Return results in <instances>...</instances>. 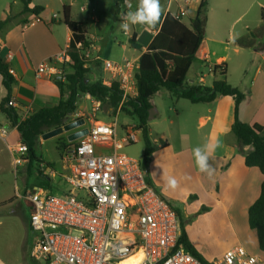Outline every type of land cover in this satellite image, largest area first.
I'll use <instances>...</instances> for the list:
<instances>
[{
    "label": "built area",
    "instance_id": "built-area-1",
    "mask_svg": "<svg viewBox=\"0 0 264 264\" xmlns=\"http://www.w3.org/2000/svg\"><path fill=\"white\" fill-rule=\"evenodd\" d=\"M177 1L178 12L173 16L178 20L187 16L192 4L202 2ZM125 35L133 37L131 32ZM76 48L81 50L82 43H77ZM83 55L91 59L89 49ZM12 57L11 51L0 49L4 62L8 63ZM69 61L67 45L37 66L36 77L65 83L64 66ZM102 64L107 74L102 79L104 85L117 83L122 91L120 107L137 97L135 73L140 69L139 61L106 59ZM215 70L211 68L210 72ZM9 73L13 75L14 70L9 68ZM86 96L94 105L93 110L98 111L102 103ZM8 106L20 109L12 98ZM32 113L28 106L17 114L18 123L0 119V139L7 144L15 166L29 163V149L21 140L10 144L7 139L14 132L20 135V124ZM86 128L88 134L67 140L60 154L62 169L67 172L64 176L67 191L57 195L36 186L24 195L32 206L29 227L35 236L31 258L38 264H123L133 257L135 264H203L180 243L182 227L178 211L149 182L141 162L122 152L125 145L144 138L143 129L128 124L125 137L117 140L116 123L93 119ZM38 165L40 172L51 174L44 163ZM210 264H264V258L237 246Z\"/></svg>",
    "mask_w": 264,
    "mask_h": 264
},
{
    "label": "crops",
    "instance_id": "crops-1",
    "mask_svg": "<svg viewBox=\"0 0 264 264\" xmlns=\"http://www.w3.org/2000/svg\"><path fill=\"white\" fill-rule=\"evenodd\" d=\"M100 1H106V4L100 6ZM206 1L208 8L210 0ZM77 2V0H29L30 8L43 7L38 16L33 13H24L21 0H8L6 6L0 10V21L9 16L11 18L6 29L0 35V49L11 51L13 54L8 66L14 70L12 76L16 80L11 90V98L15 99L20 107L17 114L23 112L24 107L30 106L35 112L39 109L52 107L59 101V88L56 83L48 77L37 78L36 68L43 61L57 55L71 42L72 32L63 20L64 7L68 8L69 20L87 23L88 39L91 44L89 51L97 40L104 41L107 46L113 43V47L122 52L130 49L132 51L130 56L122 54L120 56L96 55L91 57L92 59L87 65L91 82L107 77V74L102 71L103 60L139 61L141 55L147 51L148 46L160 31L166 15L168 13L174 15L178 12V1L166 0L161 19L154 28L144 25L131 27L130 32L136 36L137 41L135 45H132L129 36L124 32L122 34L120 27L116 30L112 28V31L106 33L103 28L107 25L109 18L107 16L101 18L96 14L99 11L110 13L115 24L119 26L121 14L127 11L123 6L124 0H83V3L79 5L80 12H88L89 17L82 20H79V15L75 12V8L78 6ZM132 4L135 8L137 0H132ZM12 5L18 7V10L14 11ZM174 5H177L175 10L172 9ZM198 7L199 3H194L189 7L186 17H190V22L187 23L184 18L182 19L187 27H190L191 21L196 17ZM60 10L63 11V14L59 12ZM234 10H238L237 5ZM262 10L259 19L237 32L234 29V24L242 19L246 12L238 16L234 24L231 25H226L229 18L235 15V11L233 12L231 8L226 7L224 11L219 12L218 20L213 24H209L207 16L204 24V40L196 53L195 60L209 68V75L200 76L201 72H195L194 76L189 77L185 82V87L198 84L211 87L218 73L216 70L210 72L211 68L222 66L226 70L227 83L246 95L239 105V120L243 123L261 125L264 134V62L243 61L240 55L241 50H253L264 54ZM102 20H105V25L101 23ZM136 26L139 30L136 29ZM230 52L235 55V59L232 60ZM97 57H100L101 60L98 61ZM95 68L100 69L102 75L100 74L96 80H91L90 77L95 76L92 72ZM209 76L212 78V82L207 83L206 77ZM0 82L2 84L0 89L1 104L6 96V90L1 77ZM85 98L88 99L87 96ZM207 105L210 107V113L208 118H201V123H212L207 143L218 142L219 147L216 148L209 161L216 169L214 177L210 179L206 174L201 173L204 190L213 195L216 202L223 207L224 217L236 230L238 239L243 238L245 241L244 238L248 234L257 239L256 232L249 228L248 211L260 195L264 176L257 168H251L245 164V154L251 151L252 147L240 146L236 137L231 133L235 119L234 99L230 96H220ZM110 110L112 111L111 108ZM91 120L93 119H88V122L90 123ZM148 126L152 135L153 129L149 122ZM150 183L153 185L151 181ZM261 253L264 254V252Z\"/></svg>",
    "mask_w": 264,
    "mask_h": 264
},
{
    "label": "rangeland",
    "instance_id": "rangeland-1",
    "mask_svg": "<svg viewBox=\"0 0 264 264\" xmlns=\"http://www.w3.org/2000/svg\"><path fill=\"white\" fill-rule=\"evenodd\" d=\"M77 1L78 6L75 8V12L78 13L79 20L88 19L89 13H81L79 9L83 0ZM7 2L8 0H0V10L6 6ZM165 2L166 0L160 2L162 8L165 7ZM99 4L102 6L106 4V1H100ZM236 5L238 10H234ZM176 7L177 5H174L172 9L175 10ZM226 7L235 11V15L229 18L226 25L234 24L237 17L246 12L245 16L234 24V29L237 32L259 19L261 10L264 8V0H210L207 8L209 24L215 23L218 20V13L224 11ZM12 9L16 11L18 7ZM59 12L63 14L62 10ZM96 14L101 18L104 16L109 18L107 25H105V20L101 21L105 25L103 29L106 33L112 31V28L113 30L119 29L110 13L99 11ZM184 20L188 23L190 17H184ZM136 29L139 30L137 26ZM131 53V49L122 52L113 47V43L107 46L104 41L99 40L90 49L91 57L96 55L120 56L122 54L130 56ZM240 55L243 61L264 62V54L253 50H241ZM230 56L232 60L235 59V55L231 52ZM102 71L95 68L92 71L95 76L90 77L91 80L99 78ZM195 72H201L200 76L209 75V68L195 60L187 74L186 81L189 77L194 76ZM206 82H212V78L206 77ZM151 102L152 109L148 122L153 129L150 141L154 151L148 160L147 178L149 182L153 183L156 191L178 211L179 220L184 225L190 242L210 263L221 260L229 250L237 246H243L249 253L264 258V254L258 249L256 237L248 234L244 238L245 241L243 238L238 239L236 230L224 217L223 207L216 202L213 195L204 190V182L201 179V172L196 166L193 149L208 142L212 123L202 124L201 118H208L209 105L206 103L192 104L187 100L176 99L165 89L158 91L152 97ZM77 107L76 114L70 117L67 124L84 119L86 125L81 128L89 127L88 119L90 118L105 123H116L117 140L125 137L127 124L134 123L136 125L134 119L120 112L112 113L107 105H102L98 111H94V105L85 96L79 98ZM0 119L4 120L2 115H0ZM73 132L48 139L40 138L35 147L38 158L44 164L52 165V168H49L52 171L51 174L44 173V175L49 178L48 190L53 194L62 195L68 189V184L64 179L67 172L62 169V158L58 149ZM19 140H21L20 136L18 137L14 132L9 136L7 142L13 144ZM143 140L125 145L122 152L142 164L145 149ZM12 160L13 156L7 144L0 139V264H38L30 256L35 234L29 227L32 206L24 198V195L34 187H40V182L47 181V178L40 176L41 169L37 162L15 166ZM167 176H174L178 180L179 186L175 190L166 187ZM185 177L189 178L185 179Z\"/></svg>",
    "mask_w": 264,
    "mask_h": 264
},
{
    "label": "trees",
    "instance_id": "trees-1",
    "mask_svg": "<svg viewBox=\"0 0 264 264\" xmlns=\"http://www.w3.org/2000/svg\"><path fill=\"white\" fill-rule=\"evenodd\" d=\"M24 13L39 15L42 6L29 7V0H21ZM65 23L72 32L69 43L70 61L64 66L66 82L54 81L59 88V101L52 107L39 109L19 126L20 139L28 146L30 161L43 163L35 153V147L46 133L65 126L70 117L77 112V103L81 96H90L107 105L112 113H123L134 119L136 125L143 129L144 162L142 168L147 171V164L153 154L151 134L148 120L152 109V97L161 89H165L176 99L187 100L192 104L212 103L220 96H230L235 101L234 122L231 133L236 137L240 146H251L252 150L245 154V164L251 168H257L264 176V134L263 128L258 124L243 123L239 120V105L246 96L238 89L230 86L226 81V70L222 66L215 67L217 78L211 87L198 84L186 86L185 82L189 70H191L196 53L204 40V24L207 20V1L202 0L196 17L187 27L182 20L176 19L168 13L161 25L160 31L152 41L145 53L139 60L140 69L135 73L137 97L131 98L120 107L122 91L117 83L111 86L104 85L102 80L91 82L88 79L89 59L85 58L83 52L90 48L88 39L87 23L85 21H71L67 6L64 7ZM264 19V9L262 10ZM11 21L10 16L0 21V35ZM77 43H82V49L76 48ZM130 43H137L136 36L130 38ZM9 64L0 59V77L3 79L6 96L0 104L1 115L12 122L18 123L17 110L8 106L11 99V90L16 83L14 77L9 73ZM67 141L58 149L61 151L66 147ZM47 168L52 165L46 163ZM40 176L47 178L40 182L39 186L45 189L49 187V178L40 172ZM149 180V179H148ZM206 210V208H204ZM249 228L256 232L258 247L264 252V179L258 199L249 208ZM180 243L192 254L199 257L203 264H210L188 239L184 225Z\"/></svg>",
    "mask_w": 264,
    "mask_h": 264
},
{
    "label": "clouds",
    "instance_id": "clouds-1",
    "mask_svg": "<svg viewBox=\"0 0 264 264\" xmlns=\"http://www.w3.org/2000/svg\"><path fill=\"white\" fill-rule=\"evenodd\" d=\"M127 11L120 16V29L125 33L131 31L135 25H144L154 28L160 21L163 8L160 0H137L133 8L132 0H124L123 5ZM219 147V143H206L193 149V156L196 166L201 173L206 174L210 179L214 177L216 169L209 163L210 158ZM189 177H185L188 179ZM166 187L175 190L179 186L178 180L174 176H167Z\"/></svg>",
    "mask_w": 264,
    "mask_h": 264
},
{
    "label": "water",
    "instance_id": "water-1",
    "mask_svg": "<svg viewBox=\"0 0 264 264\" xmlns=\"http://www.w3.org/2000/svg\"><path fill=\"white\" fill-rule=\"evenodd\" d=\"M65 19H66V17L64 16L63 20L65 21ZM85 124H86V121L84 119H78V120H75V121L65 125V126H61L57 129H54V130L46 133L41 138L42 139H48V138L56 137V136H59V135L65 134V133H70V132H73L77 129H80L81 127L85 126ZM86 134H88V129L86 127L81 128L80 130H77V131L71 133L70 136L67 137V140L68 141H74V140H77L78 138L83 137Z\"/></svg>",
    "mask_w": 264,
    "mask_h": 264
},
{
    "label": "bare ground",
    "instance_id": "bare-ground-1",
    "mask_svg": "<svg viewBox=\"0 0 264 264\" xmlns=\"http://www.w3.org/2000/svg\"><path fill=\"white\" fill-rule=\"evenodd\" d=\"M136 262V259L133 257V258H128L126 259L123 264H135Z\"/></svg>",
    "mask_w": 264,
    "mask_h": 264
}]
</instances>
